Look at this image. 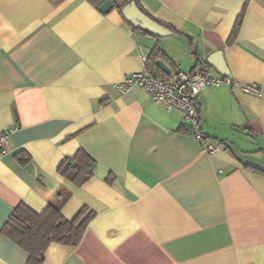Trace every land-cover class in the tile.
<instances>
[{
	"label": "crops",
	"instance_id": "0c3cea01",
	"mask_svg": "<svg viewBox=\"0 0 264 264\" xmlns=\"http://www.w3.org/2000/svg\"><path fill=\"white\" fill-rule=\"evenodd\" d=\"M103 1L0 0V264H27L2 233L20 203L95 213L78 245L52 242L42 264H264V97L240 87L264 83V0H137L181 32L161 38L116 7L103 13ZM154 49L171 73L215 77L228 75L208 57L223 52L232 84L205 89L199 104L214 153L180 110L139 85L115 87ZM80 148L96 165L75 186L58 167Z\"/></svg>",
	"mask_w": 264,
	"mask_h": 264
},
{
	"label": "trees",
	"instance_id": "16d2710c",
	"mask_svg": "<svg viewBox=\"0 0 264 264\" xmlns=\"http://www.w3.org/2000/svg\"><path fill=\"white\" fill-rule=\"evenodd\" d=\"M112 1L115 4L114 8H118L119 12L122 14L124 5H118L116 0ZM133 1L137 3L145 14L168 27L173 31V34L181 33L174 26L149 13L142 7L139 1ZM242 16L241 14L238 18L233 33L228 41L229 43L232 42L237 34ZM125 20L141 32L156 38H161L148 29L136 26L126 18ZM194 53L198 56L196 50H194ZM165 55V52L161 49H154L149 55V63L153 71L163 76H166V74L156 65V61L158 59L163 60ZM16 156L22 162L28 160L23 157L24 154L22 152H19ZM95 165V159L84 148H80L74 156H66L62 160L58 167V171L73 185L80 186L93 175ZM68 196L69 191L62 190L57 192V198L60 199V202L65 200ZM94 214L93 211H90L88 207L84 206L74 217L67 218L61 213L59 204L51 203L43 212L37 213L26 204L20 203L5 223L2 233L6 234L28 252L29 257L27 264H42L45 252L52 242L78 245Z\"/></svg>",
	"mask_w": 264,
	"mask_h": 264
},
{
	"label": "built area",
	"instance_id": "2783aa9c",
	"mask_svg": "<svg viewBox=\"0 0 264 264\" xmlns=\"http://www.w3.org/2000/svg\"><path fill=\"white\" fill-rule=\"evenodd\" d=\"M143 69L126 77L115 87L125 92L133 86L139 85L149 92L153 99L164 104L168 109H178L183 113L187 122L188 133L193 135L203 145V149L214 153L220 145L206 140L200 127V96L202 92L222 82L232 84L228 76H211L204 67H198L189 71H177L168 76L157 75L149 63V57L144 55ZM244 92L264 97V83L251 82L240 84ZM6 134L0 135V147L5 151L3 142Z\"/></svg>",
	"mask_w": 264,
	"mask_h": 264
},
{
	"label": "water",
	"instance_id": "95a60500",
	"mask_svg": "<svg viewBox=\"0 0 264 264\" xmlns=\"http://www.w3.org/2000/svg\"><path fill=\"white\" fill-rule=\"evenodd\" d=\"M115 4L112 0H104L102 4L99 6V9L103 13H108L110 10L114 8ZM123 16L131 21L134 25L140 26L142 28L148 29L155 35L160 37H166L173 34L168 27L160 24L149 15L145 14L137 5L135 1H130L125 4L122 9ZM208 62L212 64L221 74L230 75V71L226 64V61L223 57V52L221 50L215 51L208 57ZM156 65L165 73L171 74V67L165 63L162 59H158L156 61Z\"/></svg>",
	"mask_w": 264,
	"mask_h": 264
}]
</instances>
